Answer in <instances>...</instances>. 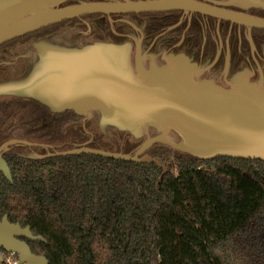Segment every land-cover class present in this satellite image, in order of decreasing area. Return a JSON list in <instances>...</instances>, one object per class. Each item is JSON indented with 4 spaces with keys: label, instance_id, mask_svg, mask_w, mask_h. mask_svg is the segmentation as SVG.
Returning <instances> with one entry per match:
<instances>
[{
    "label": "trees",
    "instance_id": "1",
    "mask_svg": "<svg viewBox=\"0 0 264 264\" xmlns=\"http://www.w3.org/2000/svg\"><path fill=\"white\" fill-rule=\"evenodd\" d=\"M78 1L103 0H71L61 7ZM181 17V11L97 14L40 29L0 46V83L11 80L17 54L30 43L52 37L76 47L122 44L131 30L126 19L140 24L150 43ZM93 113L83 123L72 111L52 113L31 99L0 98V146L11 140L43 146H9L3 158L12 180L0 172V220L6 216L42 237L44 242L31 245L35 254L48 264H264V161L203 160L156 143L143 156L167 167L159 182L162 169L154 164L89 154L19 156L63 152L85 143L132 155L146 139L117 130L103 134ZM169 138L177 141L172 132Z\"/></svg>",
    "mask_w": 264,
    "mask_h": 264
},
{
    "label": "water",
    "instance_id": "2",
    "mask_svg": "<svg viewBox=\"0 0 264 264\" xmlns=\"http://www.w3.org/2000/svg\"><path fill=\"white\" fill-rule=\"evenodd\" d=\"M0 0V46L40 29L89 15H130L183 11L249 28L264 29V18L222 8L230 0ZM246 7L264 10V0H243ZM27 50L35 51L36 60L24 77L0 83V97L34 100L52 113L66 110L90 118L97 113L98 128L129 133L140 140L147 136L134 154L113 153L94 149L85 143L63 152L32 154L28 159L89 154L132 163L154 164L162 169L161 182L167 167L158 159L143 154L154 144L163 143L174 150L203 160L230 157L264 161V85L263 78L255 84L236 79L237 92L212 86L206 82H189L184 77V63L170 71V63L142 67L140 43L137 44L134 77L130 63L131 44L94 42L82 47L54 44L42 40ZM177 61V58L175 59ZM182 60V61H183ZM172 132L177 141L169 138ZM37 146L11 140L0 147V172L11 181L10 170L2 154L9 146ZM38 147V146H37ZM26 238L44 242L33 236L30 228L12 224L4 216L0 220V248L18 254L23 264H48L42 256L31 253L28 245L18 241Z\"/></svg>",
    "mask_w": 264,
    "mask_h": 264
},
{
    "label": "flooded vegetation",
    "instance_id": "3",
    "mask_svg": "<svg viewBox=\"0 0 264 264\" xmlns=\"http://www.w3.org/2000/svg\"><path fill=\"white\" fill-rule=\"evenodd\" d=\"M222 8L258 18H264L263 9L246 7V3L243 2V0H230V2L223 5ZM181 12L182 17L179 22L155 36L150 43L149 37L146 36L140 24L134 23L128 19L124 20L131 27V30L124 35L127 38V41L124 43L131 44L130 63L134 70V77L138 82L141 78L135 69V64L137 44L140 43L142 67L148 74H150V68L161 67L165 65L166 61L170 63V71L174 72L178 64L184 63V60L181 58L182 56L187 59L190 65L184 68L183 71L184 77L188 79L190 83L206 82L212 86L237 92L238 90L235 84L236 79L244 83L257 84L262 76L264 85V29L249 28L247 26L231 24L228 21L214 18L213 20L209 19L211 17L207 18L208 16L205 17L204 15H202L204 16L202 18L193 19V15L197 13L190 14L183 11ZM172 31H175L174 34L171 35V37L167 36V34ZM187 32H190V36H186ZM168 38H173L172 41L174 42L170 47H168ZM186 38L195 39L184 44ZM42 40H50L54 44H61L57 43L52 37ZM34 43L36 42L30 43L28 46ZM27 47L24 52H19L17 54L15 59L16 68L14 70L15 72L12 74L11 80H18L24 77L36 60L35 51L27 50ZM174 58H177V61H175ZM72 112L76 116L83 118V123L94 117V113H92L90 118H87L76 114L74 111ZM97 117L96 124L98 125ZM109 131L112 130H108L107 134ZM149 132L150 130H148L147 135L145 134L142 138L150 136ZM34 145L38 146H33L35 148L43 147L40 144ZM5 153L6 152H4L1 157L3 160ZM32 154L39 153L30 152L26 155L19 154V156L26 158V156ZM18 241L26 243L32 254L41 256L32 251L31 245L35 242L24 237L18 238Z\"/></svg>",
    "mask_w": 264,
    "mask_h": 264
},
{
    "label": "built area",
    "instance_id": "4",
    "mask_svg": "<svg viewBox=\"0 0 264 264\" xmlns=\"http://www.w3.org/2000/svg\"><path fill=\"white\" fill-rule=\"evenodd\" d=\"M0 264H22L18 254L0 248ZM25 264V263H23Z\"/></svg>",
    "mask_w": 264,
    "mask_h": 264
},
{
    "label": "rangeland",
    "instance_id": "5",
    "mask_svg": "<svg viewBox=\"0 0 264 264\" xmlns=\"http://www.w3.org/2000/svg\"><path fill=\"white\" fill-rule=\"evenodd\" d=\"M14 72H15V71H14ZM14 72H13V73H14Z\"/></svg>",
    "mask_w": 264,
    "mask_h": 264
}]
</instances>
